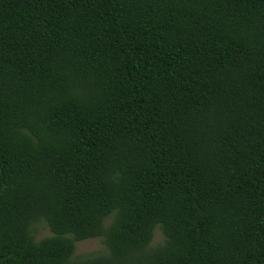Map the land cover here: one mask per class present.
<instances>
[{"label":"trees","instance_id":"obj_1","mask_svg":"<svg viewBox=\"0 0 264 264\" xmlns=\"http://www.w3.org/2000/svg\"><path fill=\"white\" fill-rule=\"evenodd\" d=\"M0 264H264V0H0Z\"/></svg>","mask_w":264,"mask_h":264},{"label":"rangeland","instance_id":"obj_2","mask_svg":"<svg viewBox=\"0 0 264 264\" xmlns=\"http://www.w3.org/2000/svg\"><path fill=\"white\" fill-rule=\"evenodd\" d=\"M111 218H108L106 223H109ZM34 235L37 240L51 236L52 232L44 222H39L34 226ZM165 240L162 230L157 226L154 230V236L151 246L162 244ZM108 249L103 241V238H93L84 241L76 242V249L73 260H86L93 256L107 255Z\"/></svg>","mask_w":264,"mask_h":264}]
</instances>
